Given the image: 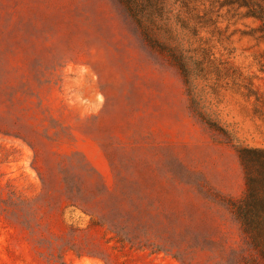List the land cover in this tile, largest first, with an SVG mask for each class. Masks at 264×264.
I'll return each instance as SVG.
<instances>
[{
	"label": "rangeland",
	"instance_id": "rangeland-1",
	"mask_svg": "<svg viewBox=\"0 0 264 264\" xmlns=\"http://www.w3.org/2000/svg\"><path fill=\"white\" fill-rule=\"evenodd\" d=\"M219 15L0 0V264H230L264 44Z\"/></svg>",
	"mask_w": 264,
	"mask_h": 264
},
{
	"label": "trees",
	"instance_id": "trees-1",
	"mask_svg": "<svg viewBox=\"0 0 264 264\" xmlns=\"http://www.w3.org/2000/svg\"><path fill=\"white\" fill-rule=\"evenodd\" d=\"M118 1L144 34H150L161 22L170 20L176 6L190 22L207 25H216L217 19L221 18L219 13L226 10L255 21L258 25L249 36L264 44V0ZM239 157L245 174L246 192L231 209L242 228L245 246L232 250L229 263L264 264V149L242 148Z\"/></svg>",
	"mask_w": 264,
	"mask_h": 264
}]
</instances>
